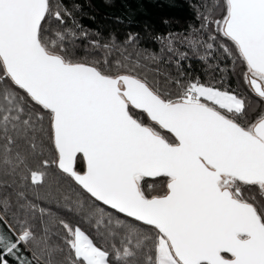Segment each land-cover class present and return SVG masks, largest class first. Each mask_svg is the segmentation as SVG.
I'll use <instances>...</instances> for the list:
<instances>
[{
	"label": "snow or ice",
	"instance_id": "1",
	"mask_svg": "<svg viewBox=\"0 0 264 264\" xmlns=\"http://www.w3.org/2000/svg\"><path fill=\"white\" fill-rule=\"evenodd\" d=\"M191 7L149 51L0 0V264H264V0Z\"/></svg>",
	"mask_w": 264,
	"mask_h": 264
},
{
	"label": "trees",
	"instance_id": "2",
	"mask_svg": "<svg viewBox=\"0 0 264 264\" xmlns=\"http://www.w3.org/2000/svg\"><path fill=\"white\" fill-rule=\"evenodd\" d=\"M62 2L70 9L74 4L79 5L75 16L85 29L99 33L102 38L114 34L121 40L129 33L138 34L141 47L149 51H158L160 47L151 37L167 35L169 32H182L189 24L197 23L191 7L194 0H62ZM216 62L213 61V64ZM218 63L224 72L210 70L206 74L203 71L204 65L192 59V72L209 82H215L222 76L232 88L247 95L240 85L232 61L220 55ZM167 70L174 71V68L169 67ZM252 103L254 108L262 106L255 98L252 99ZM82 226L85 229L89 227L88 224ZM11 264L16 262L11 261Z\"/></svg>",
	"mask_w": 264,
	"mask_h": 264
}]
</instances>
